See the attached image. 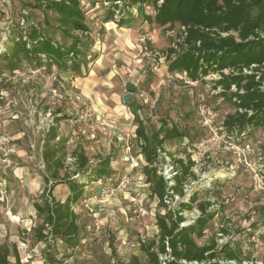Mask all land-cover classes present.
Here are the masks:
<instances>
[{
    "label": "rangeland",
    "instance_id": "1",
    "mask_svg": "<svg viewBox=\"0 0 264 264\" xmlns=\"http://www.w3.org/2000/svg\"><path fill=\"white\" fill-rule=\"evenodd\" d=\"M39 1L0 0V49L6 54L0 57V252L6 253L8 264H129L134 258L148 262L142 245L158 239L157 216L169 208L152 193L142 163L133 171L128 156L121 152L127 142L139 150L134 106L147 132L165 122L189 134L183 141L169 140L164 146L174 159L190 154L195 161L197 179L188 196L197 194V201L182 211L186 226L200 215V201L211 202L209 209L217 211L197 242L241 245L244 256L250 258L241 264L261 262L264 130L252 127L237 134L226 128L225 117L236 108L219 94L222 89L214 88L218 73L192 81L184 73L169 71L167 49L178 47L183 28L150 23L146 16H154L153 5H127L125 0L119 3L116 18L123 13L128 23L119 25L117 19L107 23L111 2L81 0L90 31L81 36L86 45L80 73L70 66H50L44 54L41 61L22 56L12 64L9 56L31 25L59 44L70 46L73 41L55 12L46 17L29 5ZM12 65L17 67L11 69ZM129 84L137 90L125 102L123 96L132 92ZM203 98L220 114L211 132L202 125ZM53 124L58 132L54 142L64 140L66 148V154L59 152L65 167L57 180L42 156ZM79 148L88 154L90 163L87 171L75 174L74 153ZM106 157L111 161L107 175L111 177L104 176L100 183L113 193L94 198L99 184L92 172ZM65 173L85 184L82 198L73 205L80 225L77 244L52 234L48 224L43 230L45 239L37 232L44 217L35 203L42 205L45 193L46 200L51 199V185V194L65 199L69 188L60 182ZM125 176L130 183L122 187L120 178ZM171 205V210L179 209L177 203Z\"/></svg>",
    "mask_w": 264,
    "mask_h": 264
},
{
    "label": "trees",
    "instance_id": "2",
    "mask_svg": "<svg viewBox=\"0 0 264 264\" xmlns=\"http://www.w3.org/2000/svg\"><path fill=\"white\" fill-rule=\"evenodd\" d=\"M107 1L111 2V6L108 8L105 21L115 20L116 14L120 13L119 2ZM124 2L139 7L145 4L153 5L154 16H146L150 23L159 26L179 24L184 27L182 39L177 43L178 47L170 46L167 49L168 69L171 72L184 73L192 81L203 80L211 73L219 74V78L214 80V88L222 89L219 94L236 108L233 113L227 114L224 120V125L230 132L237 131V134H241L252 127H260L264 130V0H125ZM29 5L41 9L46 17L49 16V12H55L57 21L73 41L70 46L59 44L45 35L44 30L41 31L31 25L30 31L26 32L27 39L20 38L16 49L12 52L13 58L9 56L10 62L12 64L15 60L20 62L22 56L27 58L34 56L41 61L44 54L47 55L50 66L56 64L64 69L70 66V69L80 73L83 63L80 57L84 53L82 47L86 45L81 36L90 31L81 0H42ZM119 16L117 19L119 25L128 23L122 14ZM46 22H50L49 18H46ZM3 55L6 56L5 53H1L0 57ZM70 59L72 65L68 64ZM10 67L15 69L17 66ZM129 89L133 93L137 90L132 84H129ZM130 103L134 105V100ZM133 113L138 122L136 133L140 140V151L144 156V163L140 167L143 168L146 179L151 184L152 193L158 197L160 203L166 205L165 196L172 195L171 190L183 196L184 185L197 176L193 168L195 161L190 154H187L185 158L174 159L178 164V173L174 176V185L170 186L164 176L158 172L160 151H166L164 145L168 140L188 137L189 134L177 124L169 126L165 122H162L158 129L147 132L135 106ZM58 120L59 118L56 122ZM57 137V125L53 124L49 128V139L42 152L48 166L53 169L51 177L56 180L60 178V169L65 167L59 152L66 154L64 140L54 142ZM50 139H52L51 144ZM74 155L76 156L75 174L87 171L90 160L85 151L81 148L76 149ZM109 167V157L100 160L92 172L95 175L94 179L108 175ZM62 177L60 182L68 185L70 193L64 200H57L51 194L54 188L51 185L48 189L51 199L46 200L45 193L43 204L35 203L38 214L44 217L37 232L40 239H45L43 230L48 224L52 226V234L77 244L80 225L73 205L82 198L85 184L76 178H70L67 173ZM46 180L50 182L48 177ZM196 201L197 194H194L189 200L180 202L179 209H167L165 214H159L158 239L142 245L148 256V262L142 263L138 258H134L129 264H163V262L181 264L182 259L203 262V264H221V260L226 264H235L231 261L237 264L249 261L250 258L244 256L241 245L233 246L231 242L219 244L215 240L209 244L197 242L196 238L203 237L208 223L217 213L216 210L209 209L211 202H198L200 210L198 218L193 224L181 226L185 221L182 211L191 209ZM261 210L263 212L261 221L264 224V206ZM222 231L228 232L226 227H223ZM0 264H8L6 253L0 252ZM260 264H264V257Z\"/></svg>",
    "mask_w": 264,
    "mask_h": 264
},
{
    "label": "built area",
    "instance_id": "3",
    "mask_svg": "<svg viewBox=\"0 0 264 264\" xmlns=\"http://www.w3.org/2000/svg\"><path fill=\"white\" fill-rule=\"evenodd\" d=\"M117 2H121L120 0H118ZM123 15V13H122ZM25 19H23L24 21ZM22 21V23H23ZM184 29V27H182ZM24 34H26V31H24ZM24 39H27V34L23 36ZM3 50L0 49V54L2 53ZM164 57H166L164 55ZM202 106H201V114L203 117V121H202V125L204 127H207L209 129V131L211 132L213 129L216 128L215 126V122H217V120L220 117V114L217 110L211 108V105H209L207 102H204V98L202 99L201 102ZM131 144L129 142H127L125 144V149H124V154L128 156L127 160L131 161V166L133 167V169L137 168L140 166L139 161L134 158L132 156V153L130 152L132 150L131 148ZM231 147L233 148V145L231 144ZM180 158H185V156H181ZM177 163L175 162L174 158L172 157V155L168 154L166 151H160V164H159V168H158V172L160 174H162L164 176V178L168 181L169 185H174V176L178 173V167H177ZM197 178H191L185 185H184V195L181 196L178 193H174L172 190L170 191L171 194H168L165 196V204H167L168 208L170 209L172 207L171 203H173V205L175 206V204L177 203L179 205L180 202H178L179 200L185 201L187 198V200H189L188 195L189 193V189L190 187L195 183L194 181ZM130 183V179L128 176H125L124 178L121 179L119 185H121L122 187H126L127 184ZM113 193V190L110 189L107 185H102L100 193L98 196H100V198H107L109 197L111 194ZM105 200V199H104ZM186 200V201H187ZM107 201V200H106ZM105 208V207H104ZM103 207L100 208V210L104 209ZM173 210L175 208H172ZM176 210V209H175ZM186 221H183L181 223V226H186ZM181 264H203V262H197V261H187L185 259L180 260ZM221 264H226L225 261L221 260L220 261ZM235 264H237L234 261H231ZM261 262H258V264H260ZM163 264H165V262H163Z\"/></svg>",
    "mask_w": 264,
    "mask_h": 264
},
{
    "label": "crops",
    "instance_id": "4",
    "mask_svg": "<svg viewBox=\"0 0 264 264\" xmlns=\"http://www.w3.org/2000/svg\"><path fill=\"white\" fill-rule=\"evenodd\" d=\"M109 22H111V23H114V21H109ZM108 21H107V23H109ZM159 26V25H158ZM165 26H167V25H165ZM165 26H161V27H165ZM130 29V28H129ZM177 73H179V72H177ZM132 112H133V110H132ZM133 117H135V114H134V116ZM64 118H66V117H64ZM63 119V118H62ZM135 119H136V117H135ZM59 122H60V120H59ZM138 126V125H137ZM136 129H137V127L136 128H134V130L136 131ZM158 129V128H157ZM134 134H135V136H137V133L136 132H134ZM186 138V136H184V137H181V141H183V139H185ZM136 139L138 140V136L136 137ZM176 139H178V138H176ZM173 140V139H172ZM139 142H140V140H138ZM169 141V140H168ZM82 149V148H81ZM85 151V150H84ZM124 151V146H123V148H122V151L121 152H123ZM86 153V152H85ZM87 154V153H86ZM132 155H134L136 158H137V160L139 161V163L141 164V163H144V156H143V154L141 153V151H140V146H139V150L136 152L135 151V149H134V146L132 145ZM87 156H88V154H87ZM89 157V156H88ZM89 160H90V158H89ZM111 162V161H110ZM89 163H90V161H89ZM130 169H132V168H130ZM138 169H140V168H138ZM137 168H135V169H133V171H136V170H138ZM125 170V169H124ZM143 171V170H142ZM126 173V172H125ZM128 173H129V171H128ZM143 173H144V171H143ZM104 177V176H103ZM103 177H101V178H98V179H95L96 181H97V183L99 184V186H98V192H97V194H95V196H94V198L96 197V196H98L99 195V193H100V190H101V187H102V185H104V184H102V183H100V181L102 182V181H105V180H103L105 177L106 178H108V177H111V176H107V175H105V177L103 178ZM122 178H120V180H121ZM119 180V181H120ZM147 180V179H146ZM150 183V182H149ZM69 188V187H68ZM69 193H70V190H69V192L67 193V195H66V197L69 195ZM61 200H64V199H61ZM88 201H89V199H87ZM92 201H94V199L93 200H91V202Z\"/></svg>",
    "mask_w": 264,
    "mask_h": 264
},
{
    "label": "water",
    "instance_id": "5",
    "mask_svg": "<svg viewBox=\"0 0 264 264\" xmlns=\"http://www.w3.org/2000/svg\"><path fill=\"white\" fill-rule=\"evenodd\" d=\"M132 96H133V92H128L127 94H125V95L123 96V100H124L125 102H127V101H129V100L132 98Z\"/></svg>",
    "mask_w": 264,
    "mask_h": 264
}]
</instances>
